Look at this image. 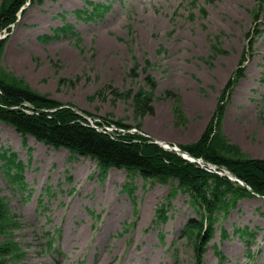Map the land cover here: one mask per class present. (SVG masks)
Listing matches in <instances>:
<instances>
[{
  "label": "rangeland",
  "instance_id": "obj_1",
  "mask_svg": "<svg viewBox=\"0 0 264 264\" xmlns=\"http://www.w3.org/2000/svg\"><path fill=\"white\" fill-rule=\"evenodd\" d=\"M86 1L25 4L8 33L2 64L40 93L87 115L90 125L98 120L101 130L116 136L125 133L117 125L129 128L134 140L141 131L169 145L195 142L205 129L212 134L219 103L225 106L223 137L245 155L264 159V0H196L194 6L191 0H91L111 4L101 20L75 12L90 10ZM65 22L73 33L57 38L55 27ZM40 35L51 40L42 42ZM146 75L156 81L153 112L135 114L131 95L147 88ZM40 143L26 135L24 144L0 122V145L26 164L27 190L7 183L1 168L0 190L11 212L21 215L12 235L26 250L27 264H191V245L180 236L196 214L187 194L176 191L165 224L154 225L175 181L162 184L116 168L102 178L95 160L75 155L69 161L64 148ZM206 165L210 174L221 173L250 193L222 164ZM127 182L131 193L123 190ZM246 225L257 227L249 246L233 235L235 226ZM220 227L227 238L221 239ZM55 228L61 230V256L36 245L43 231ZM214 229L203 264L216 262L213 245L226 255L221 264H264L263 196L241 199Z\"/></svg>",
  "mask_w": 264,
  "mask_h": 264
},
{
  "label": "trees",
  "instance_id": "obj_2",
  "mask_svg": "<svg viewBox=\"0 0 264 264\" xmlns=\"http://www.w3.org/2000/svg\"><path fill=\"white\" fill-rule=\"evenodd\" d=\"M25 1L1 0L0 31L15 21L16 13ZM33 1L41 0H30V3ZM89 4L92 11L87 18L102 17L108 9V5L103 3ZM83 11L86 9L77 12ZM69 30V25L56 27V37H59V33H67ZM48 37L49 35L40 36L46 42L51 40L46 39ZM79 41L77 39L76 42ZM5 42L6 38L0 40V121L11 125L23 136L24 142L25 135L28 134L54 148L67 149L70 158L78 155L95 160L102 178L109 168L114 167L124 169L130 175L137 173L145 179L150 178L162 184L175 181L176 184L166 196V203H161L157 209V217L160 222H166L171 196L178 190L187 194L188 204L196 214L186 220L182 234L191 242L193 264H201L204 245L213 235L215 225L225 218L243 197L250 196L245 187L230 183L226 177L210 174L195 163L174 152L163 150L158 144L145 138L134 140L128 134L112 137L86 125L83 123L84 119L74 110L68 107L58 108L62 103L33 89L22 76L7 70L1 64ZM144 83L147 88L139 87L131 95L135 114L153 112L150 103L154 99L156 81L152 76L146 75ZM165 96H170V91L166 90ZM25 109L31 112L28 113ZM215 112L218 119L213 121L212 134L210 129H205L198 140L182 144L180 147L194 157L222 164L256 193L264 195V159L251 158L229 143L220 133L225 106L218 103ZM0 160L5 174L11 180L18 181L19 188L23 189L25 164L17 159L14 151L2 146ZM132 189L129 182L125 183L123 190L131 193ZM18 222L0 195V264H20L25 255L12 235V229ZM244 230L247 228L242 229ZM49 240L52 241V238Z\"/></svg>",
  "mask_w": 264,
  "mask_h": 264
},
{
  "label": "water",
  "instance_id": "obj_3",
  "mask_svg": "<svg viewBox=\"0 0 264 264\" xmlns=\"http://www.w3.org/2000/svg\"><path fill=\"white\" fill-rule=\"evenodd\" d=\"M140 134H142L143 136H146V137H149L148 135H145V134H143V133H140ZM157 143V142H156ZM173 147V146H172ZM178 154H181L184 158H187L186 157V155H188V153L186 152V151H184V150H182V149H179V150H177L176 151Z\"/></svg>",
  "mask_w": 264,
  "mask_h": 264
},
{
  "label": "bare ground",
  "instance_id": "obj_4",
  "mask_svg": "<svg viewBox=\"0 0 264 264\" xmlns=\"http://www.w3.org/2000/svg\"><path fill=\"white\" fill-rule=\"evenodd\" d=\"M214 109V106L212 107V110ZM227 124V123H226ZM229 125V124H228ZM225 130L227 131V126H225ZM162 141V140H161ZM164 142V141H163ZM163 145V147H166V146H168L167 144H165V143H163L162 144ZM170 150H174V151H177V150H179V148L178 147H171V149ZM202 158V157H201ZM203 159V158H202Z\"/></svg>",
  "mask_w": 264,
  "mask_h": 264
}]
</instances>
